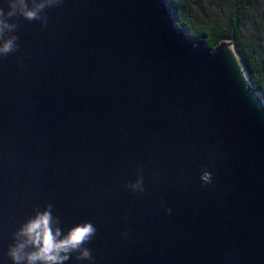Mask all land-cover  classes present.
Listing matches in <instances>:
<instances>
[{"label": "water", "instance_id": "1", "mask_svg": "<svg viewBox=\"0 0 264 264\" xmlns=\"http://www.w3.org/2000/svg\"><path fill=\"white\" fill-rule=\"evenodd\" d=\"M42 14L0 57V264L48 203L64 233L93 223L94 264H264V100L233 41L191 38L167 0Z\"/></svg>", "mask_w": 264, "mask_h": 264}, {"label": "clouds", "instance_id": "2", "mask_svg": "<svg viewBox=\"0 0 264 264\" xmlns=\"http://www.w3.org/2000/svg\"><path fill=\"white\" fill-rule=\"evenodd\" d=\"M59 3L60 0H4L7 10L0 6V57L18 50V37L12 34L18 27L17 18L38 20L42 26H47L48 18L42 13ZM200 179L212 183L213 175L203 170ZM143 184L144 178L138 174L135 182L125 186L133 192L143 193ZM165 211L171 213L170 208ZM33 212L34 215L13 233L14 243L9 245L6 253L12 264H66L74 254L76 261L94 264L91 249L85 247L97 233L93 223H78L64 233L59 218L53 215V204L44 205L43 210L36 207ZM122 235L126 237L127 232Z\"/></svg>", "mask_w": 264, "mask_h": 264}, {"label": "trees", "instance_id": "3", "mask_svg": "<svg viewBox=\"0 0 264 264\" xmlns=\"http://www.w3.org/2000/svg\"><path fill=\"white\" fill-rule=\"evenodd\" d=\"M176 18V25L188 29L191 38H202L209 48L223 40L233 41L235 52L252 88L264 100V0H207L217 9L211 24L197 22L192 6L205 15L203 0H167Z\"/></svg>", "mask_w": 264, "mask_h": 264}, {"label": "rangeland", "instance_id": "4", "mask_svg": "<svg viewBox=\"0 0 264 264\" xmlns=\"http://www.w3.org/2000/svg\"><path fill=\"white\" fill-rule=\"evenodd\" d=\"M203 1L206 5L205 15L195 8V6H192L191 13L194 18L196 17L197 22H203L204 24L209 25L214 19H217V9L208 4L207 0ZM259 54L264 57V49L262 51L260 50Z\"/></svg>", "mask_w": 264, "mask_h": 264}, {"label": "bare ground", "instance_id": "5", "mask_svg": "<svg viewBox=\"0 0 264 264\" xmlns=\"http://www.w3.org/2000/svg\"><path fill=\"white\" fill-rule=\"evenodd\" d=\"M225 45H226V47L228 48V50L231 51L233 57L236 59L238 65H239V67H242L241 64L238 62V57L236 56V54H235V52H234L232 46L230 45V43H225ZM243 74H244V73H243ZM244 75H245V74H244ZM245 77H246V75H245Z\"/></svg>", "mask_w": 264, "mask_h": 264}]
</instances>
